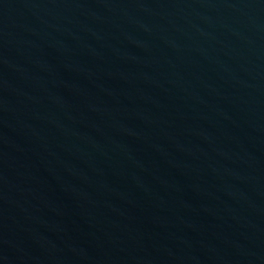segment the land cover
Masks as SVG:
<instances>
[{
    "label": "water",
    "instance_id": "1",
    "mask_svg": "<svg viewBox=\"0 0 264 264\" xmlns=\"http://www.w3.org/2000/svg\"><path fill=\"white\" fill-rule=\"evenodd\" d=\"M0 264H264V0H0Z\"/></svg>",
    "mask_w": 264,
    "mask_h": 264
}]
</instances>
